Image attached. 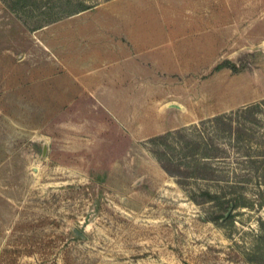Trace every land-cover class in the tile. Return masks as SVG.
<instances>
[{"label": "rangeland", "instance_id": "rangeland-1", "mask_svg": "<svg viewBox=\"0 0 264 264\" xmlns=\"http://www.w3.org/2000/svg\"><path fill=\"white\" fill-rule=\"evenodd\" d=\"M214 5L194 54V0H0V264H264V107L222 158L190 127L264 99V0Z\"/></svg>", "mask_w": 264, "mask_h": 264}, {"label": "trees", "instance_id": "trees-1", "mask_svg": "<svg viewBox=\"0 0 264 264\" xmlns=\"http://www.w3.org/2000/svg\"><path fill=\"white\" fill-rule=\"evenodd\" d=\"M264 107V99H261L257 102L244 105L236 110H232L231 112L228 113H218L213 116H210L208 118H203L200 120V123H192L190 127L194 128L196 131V143L197 145L202 148L203 150L206 151H200L203 153L202 158L204 157H209V158H222L223 153L227 151L226 147L221 145L219 142L215 140V138L218 137V135H221V133H228L230 137H232L234 140H244V144L249 145L250 141V135L247 134L248 131H252L251 128H248L245 123L243 122L244 117H250L254 120L260 119L255 113L256 109L259 107ZM237 117H240L241 119H237ZM211 123V125L209 124ZM203 127H202V126ZM206 125H209V132L210 134L208 135V130ZM184 128H176V130H168L164 133L157 134L153 137H151V141L157 142L160 139H166L169 135L174 134V133H183L185 129H187L185 126ZM201 127V128H200ZM246 134V135H245ZM243 146V145H242ZM204 160V159H203ZM250 161H259V159H251ZM203 165H208L210 161H202ZM264 163V159L262 160ZM166 169L168 168L166 165H164ZM262 173H263V180H264V164L262 166ZM216 171H220L224 173L223 171L219 170L216 166H213V173L217 174ZM225 174V173H224ZM240 173L239 172H234L233 175H228L230 177H235L236 180H240L239 178ZM225 176L218 177L219 179L224 178ZM236 184V183H234ZM242 195V194H241ZM210 196L217 197V194H211ZM229 199V205L231 204L233 209L240 205L243 204L240 201H237V198H239L240 194L238 195H230ZM233 213L232 211L230 212L229 216H232Z\"/></svg>", "mask_w": 264, "mask_h": 264}, {"label": "crops", "instance_id": "crops-1", "mask_svg": "<svg viewBox=\"0 0 264 264\" xmlns=\"http://www.w3.org/2000/svg\"><path fill=\"white\" fill-rule=\"evenodd\" d=\"M214 3L215 0H194V10L192 11V15H191V19H192L191 24L187 25L186 27H183L182 29L180 28L179 33L181 34H178L177 32L174 33L187 39L190 38L191 41H188V43H190L191 46H194V51L191 50L188 51L186 50V48L183 50L181 47L179 51L183 50L182 52H184L186 50L184 53H194L198 51V45L200 43H203V41L201 40L203 36L205 35L211 36L214 38V42H215L216 36L219 38L220 36L223 35L222 32L224 33V31H220V30L224 28V26H226L225 28L234 27V24L237 22V20L235 19H237L238 16L230 15L228 13H232V11L237 10V8L235 6L226 7V5H222V7H218L215 6ZM205 5L208 6L205 7ZM235 12L241 14L242 10ZM199 20L202 21L201 24H199ZM141 23H142L140 24L141 27H146V25L149 24V23L145 24L144 21H142ZM151 24L156 25L155 27H158V25H160L159 22H153L150 23L149 25ZM164 28L165 26L160 27L158 29V36L154 40L150 41V43L148 42L149 46L144 50H148V52L156 55H159V53L161 52H166L167 49L166 45L162 41V39H160L165 37L166 31ZM218 32H221V34H219ZM153 33H155V31H153ZM161 33L164 34V36H161ZM143 38L145 39L146 36ZM187 39H185L186 40L185 43H187ZM173 44H174L173 48L169 50L177 54L178 50L176 48V41H174ZM177 57L178 55L175 56V58Z\"/></svg>", "mask_w": 264, "mask_h": 264}, {"label": "water", "instance_id": "water-1", "mask_svg": "<svg viewBox=\"0 0 264 264\" xmlns=\"http://www.w3.org/2000/svg\"><path fill=\"white\" fill-rule=\"evenodd\" d=\"M263 45H264V44H263ZM169 105H170V106H175V107H181L180 104L175 103V102H172V103H170ZM231 210H232V208H230V209L227 211L226 215H228V214L231 212Z\"/></svg>", "mask_w": 264, "mask_h": 264}]
</instances>
